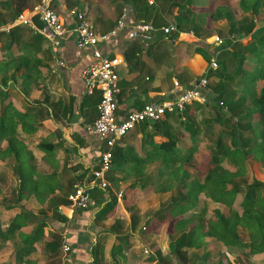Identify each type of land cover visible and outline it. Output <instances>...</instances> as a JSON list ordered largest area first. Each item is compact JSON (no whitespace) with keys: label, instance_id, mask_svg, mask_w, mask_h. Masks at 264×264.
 <instances>
[{"label":"trees","instance_id":"obj_1","mask_svg":"<svg viewBox=\"0 0 264 264\" xmlns=\"http://www.w3.org/2000/svg\"><path fill=\"white\" fill-rule=\"evenodd\" d=\"M1 1L9 3V7L7 17L0 18V26L12 22L25 8L40 2ZM263 2L236 0L233 6L220 2L214 8L210 7L209 13L205 11L213 22L225 20L228 23L227 32L224 29L205 30L204 26L195 23L194 0H123L116 4L119 20L112 24L111 29L118 25L123 8L126 7L125 17L130 23L143 21L160 27L167 24L161 25L162 14L175 12L177 25L190 28L197 38L202 35L223 36L222 44L215 48L203 42L197 43L195 48V53L205 58L206 67L213 56L218 63L217 68L206 72L209 80L207 101L186 106L180 115L167 114L157 122L139 123V146L132 143L135 135L120 138L112 150L111 167L105 174V178L113 182L117 179L116 174H121V180H130L129 188H140L145 194L148 189L163 193L177 189L176 197L153 212L142 228L143 233H151L166 223L171 249L176 255H186L184 248L199 249L206 237L219 246L205 250V257H218V264H233L229 256L243 260L244 253L264 254V180L257 179L253 172L254 164L264 168V25L257 27V22L263 20L259 18ZM35 25L37 29L17 25L10 28L8 33L0 32V35L5 36L7 49H15L9 59L2 61L0 70L11 71L13 81L20 80V92L23 95H27L30 89L44 87L42 71L52 61L51 42L39 31L42 23L35 20ZM169 38L172 40L173 36ZM155 46L151 44L145 47L141 41L131 40L122 52L130 74L139 75L138 65L142 54L147 55ZM23 47L30 48V52H22ZM118 58L121 63L119 55L116 61ZM211 79L214 82L210 83ZM151 80L152 77L148 76L139 90L147 94V84ZM128 85L126 80L119 82L117 99L124 109L129 108L126 103L137 90ZM95 100L98 105L100 98ZM47 101L48 96L44 99V102ZM140 101L144 102L138 97L137 102ZM35 104L37 107H34ZM40 104L32 103L37 117H40ZM201 109H206L207 113L202 120L197 117ZM44 111L49 114V107H44ZM9 115L13 116L11 113ZM17 121L23 123L25 130L30 128L33 132L37 129L33 119L25 121L20 115ZM2 123L3 119L1 131ZM206 135L212 137L209 144ZM56 146L51 140H43L38 142L37 149L50 154ZM17 172L18 197L14 205L21 203L22 210L11 217L5 228L0 221V248L11 242L24 255L29 252L28 249H32L33 242L40 238L45 225V222H38L37 217L24 208L25 203L32 201L44 207L50 192L60 186L53 184L56 182L55 171L43 174L28 161L19 162ZM153 177L155 181L150 180ZM242 184H245V191L237 201ZM74 189V183L69 184L66 196L59 198L60 201L68 203L67 196ZM113 201L112 197L106 207L99 209L97 217H104ZM210 202L221 207L208 209L207 203ZM15 206L9 205L8 208ZM46 208H49V204ZM42 210L45 212V207ZM28 220L37 223L32 231L26 233L22 227L27 225ZM132 221L134 225L135 219L132 218ZM241 228L247 233L245 242L239 233ZM61 244V234L51 232V241L46 244L48 249L56 251ZM216 247H222L224 251ZM27 264L32 263L27 261Z\"/></svg>","mask_w":264,"mask_h":264},{"label":"crops","instance_id":"obj_2","mask_svg":"<svg viewBox=\"0 0 264 264\" xmlns=\"http://www.w3.org/2000/svg\"><path fill=\"white\" fill-rule=\"evenodd\" d=\"M49 1L51 7L63 18L65 32L60 39L59 46L55 48L56 51L51 48L52 61L42 71L45 77L44 87L36 90L30 89L27 95H23L20 92V80L13 81L10 77L11 71L0 70V123L3 119V129L0 130V199L8 198L2 196L5 192L4 184L6 185L3 181L11 177L14 182L11 193L14 192L15 199L18 197L19 177L17 166L19 162L23 161L35 164L37 170L43 174L55 171L57 174L56 182H53V184L59 185L60 189L50 192L48 201H45L44 204L45 212L42 210L44 207L41 203L32 201L25 203L24 208L30 210L37 217L38 222H45L42 234L39 239L33 242L32 249H28L29 252L24 255L20 254L11 242L4 244L0 248V253L6 251L7 254L3 257L2 263L27 264L28 261L32 264H218V257H205V250L209 251L215 245L219 246L207 237L205 243L199 249L184 248L183 251H186V255H176L171 249V239L166 223L162 224L158 231L143 233L142 228L152 215H147L142 220L138 214V216H135V224L133 225L130 213L134 210L135 197L137 196L135 191L140 190L141 194L145 193H142L143 191L140 188L131 189L128 186L129 190L126 187L117 190L118 184L116 182L121 183V174H116L117 179L114 182L107 179L109 182L107 188L95 186L91 189L89 191V207L86 209L76 208L71 206L69 202L62 203L60 201L59 198L66 196V187L69 184L74 183L75 187L78 184H88L90 181L95 180L94 172L100 165V154L103 149L101 141L88 129L98 115V105H96L95 99L100 98L98 91L92 95L87 93L83 80V71L92 59L91 49L76 46L73 31L76 19L70 16L69 13L72 10H77L83 13L86 22L96 32H110L114 30L111 29V24L119 20V8L116 7V4L121 1L98 0V6L91 4L90 0ZM204 1L206 0H201L199 3L194 2L195 23L204 26L205 30L211 28L219 31L224 29L223 25L228 27L225 20L216 22L209 20L207 13H209L210 7L214 8L220 2L233 6L236 0H216L214 5H209L207 1L206 3ZM8 7L9 3L0 0L1 19L7 17ZM166 14H162V17ZM202 15L206 20V22L204 20L205 25H201L199 22V17ZM259 16L264 21V2L260 8ZM127 18H123L125 28L110 38L109 42L102 48L104 52L110 50L111 55L117 54L122 57L123 50L131 42L128 33L138 23L127 22ZM14 22L15 20L2 24L0 32L8 33L10 28L17 26L13 25ZM168 23L177 25L175 12L174 18ZM19 26L30 27L22 24H19ZM7 27L9 29H5ZM257 27L260 26L257 25ZM179 31L181 34L177 35L175 33V38L169 41L173 47L179 45L182 41H189L196 48L197 43H206V39L209 38L205 35L197 38L193 31L187 29L185 25L182 28L179 27ZM182 34L185 36L181 37ZM237 36L236 34L235 37ZM168 40L167 36L158 31L152 42L142 43L145 47L151 44H156V46L147 55L142 54L141 62L138 65L140 67L139 75L130 74L128 66L124 62L119 65H122L121 67L124 70L123 75L119 74L120 81H128V87L133 86V88L139 90L140 86L145 84L143 81L138 83V78L142 75L141 72H148L144 79L148 80V76L152 77L151 82L147 84V94L140 97L138 94H134L133 96H136V98L127 107L138 109L151 99L161 98L158 88L165 86L166 83L168 84L167 77L172 71V87H175V82L179 87L186 86L178 76L179 71L177 72L179 67L180 70H187V68L181 66L187 61L186 56L180 53L170 55V53L162 52V48L158 46H166ZM242 40L246 41L245 38H242ZM206 44L212 46L210 43ZM30 50L26 47L21 49L22 52H30ZM14 51V47L7 49L5 36L0 35V68L3 66L2 61L9 59ZM59 61H62L63 65H60ZM161 90L165 94L170 91V89L168 92L166 89ZM46 96H48V101L44 102ZM145 96L149 100L137 102L138 97L143 100ZM37 102L41 103L38 105V108L41 109V112H39L40 117L36 116L37 111L34 109L37 104L34 107L32 105V103ZM44 107H49V114L44 111ZM129 108L124 109V106L119 104L121 114L129 111ZM10 113L13 114L12 117L9 116ZM20 115L25 121L33 119L37 123V129L33 132L30 128L25 130L23 123L17 121ZM140 134H136L137 139L139 136V141ZM43 140H51L57 144L52 149V153L48 154L45 150L37 149L38 142ZM253 172L257 179L264 180V178L257 176L258 173L264 172V168L254 164ZM119 193H121L120 198H118ZM112 197L114 201L108 206L107 214L104 217H97L99 209L106 207L107 202ZM1 200L0 221L5 228L11 217L20 212L22 208L21 203L15 206V201L6 203ZM48 204L49 208H46ZM9 205L15 207L8 208ZM134 215L136 214L133 213L132 216ZM36 223L35 220H28L27 225L23 226L22 230L29 233L36 226ZM54 231L61 234L63 241V244L56 251H53L52 248L48 249L46 245L51 241V232ZM162 231L163 233H161ZM239 233L243 242L247 241L245 229L241 228ZM216 248L222 252L224 251L222 247ZM242 257L243 260L237 259L235 256H229V259L233 264H264V254L261 253H244Z\"/></svg>","mask_w":264,"mask_h":264},{"label":"built area","instance_id":"obj_3","mask_svg":"<svg viewBox=\"0 0 264 264\" xmlns=\"http://www.w3.org/2000/svg\"><path fill=\"white\" fill-rule=\"evenodd\" d=\"M126 13L127 8L124 7L118 25L114 30L105 33L96 32L86 22L83 13L77 10H72L69 13L70 16L76 19V24L73 28L76 46L78 48L91 49L92 59L83 71V80L87 93L92 95L98 91L100 101L98 104V115L88 129L101 141V147L103 148L100 154L99 169L94 172L95 180L98 179V181L92 180L88 184H78L67 196L70 205L76 208L86 209L89 207V191L95 186L105 188L109 185L105 174L111 167L112 150L118 140L128 135L139 123L157 122L162 120L167 114L180 115L186 106L194 102L205 103L207 101L206 92L209 83L206 72L208 69L217 68L218 65L216 57L213 56L205 74L195 79L188 86L179 87L177 82H175V87L166 94L161 93V98L151 99L141 109L129 110L121 114L117 99V95L120 92L118 66L124 62V58L120 64H117L116 57L118 55H111L110 50L104 52L102 48L112 36H115L117 32L125 28L126 25L123 22V18H125ZM35 20L42 23V28L39 31L50 40L52 50L56 51L55 48L59 46L60 39L64 35L65 25L63 18L51 7L49 0H40L35 6L23 10L15 18L13 25L22 24L37 29ZM158 31L162 35L167 36V38L174 36L175 33L177 35L181 34L179 27L175 23L157 27L151 23L140 21L130 30L128 38L130 40H139L142 43H150ZM212 38V43L215 45H220L223 42L222 37L218 35H213ZM59 64L63 65V62L59 61ZM120 197L121 193L118 194V198Z\"/></svg>","mask_w":264,"mask_h":264},{"label":"rangeland","instance_id":"obj_4","mask_svg":"<svg viewBox=\"0 0 264 264\" xmlns=\"http://www.w3.org/2000/svg\"><path fill=\"white\" fill-rule=\"evenodd\" d=\"M99 1L98 0H90V3L91 4H95L96 6H98V2ZM200 1L201 0H194L195 3H199ZM206 1H207V3L209 5H211V4L214 5L215 2H216V0H206ZM206 1H204V2L206 3ZM30 7H32V6H29L27 8H30ZM27 8H25V9H27ZM172 18H174V14H166V15H164L163 16V22L161 23V25L162 24H166L168 22H171ZM259 18H260V16H259ZM204 20L205 19H204L203 15L201 17H199V22L201 23V25L204 24ZM111 26H112V24H111ZM223 27H224V31L227 32L228 27H226L225 25H223ZM187 29H190V28H187ZM219 36L223 38V36H221V35H219ZM212 37H209L208 39H206V43H210L212 45V48H215L216 45L212 43V41H213ZM198 38H200V36ZM169 41H170V39L168 40V42H166V46L165 45H158V46H160L162 48V50H163L162 52L170 53V55L171 54H175V53H180V54H183V55L186 56V60L187 61L184 64H182L181 66H182V68H187V70L188 69L189 70L188 71L186 69L180 70L179 69L180 67H179L177 69V72L179 71L178 76H179V78H181L182 83H184L186 86H188L190 84V82L192 83L195 79H197L199 77H202L205 74V70L207 68L206 64H205L206 60H205L204 57H201L199 54L195 53V46L192 44V42H189V41L188 42H183L182 41V42L179 43V45L173 47L172 44L169 43ZM118 61H119V58L116 61V63L120 64ZM121 66L118 67V71H119L120 75H123L124 74V70H123V68ZM172 72H170L168 74V77H167V79H168L167 81H169L168 84L166 83L165 86L163 85V86L160 87L161 89H166L167 92L169 91V89L171 90L173 88L172 87L173 86V81H171V73ZM141 73H142V75H141V77L138 78L139 79L138 83H140L141 81H143V82L147 81V79H144V78L148 75L147 74L148 72L144 71V72H141ZM213 80L214 79H211L210 83L214 82ZM160 88H158L159 89L158 92L164 93V91L161 90ZM145 93L141 92L140 90H136V94H138L139 97L144 95ZM147 100H149V98L147 96H145L143 101L145 102ZM129 109H130V111L131 110H136V108L135 109L134 108H132V109L129 108ZM206 116H207L206 109H204V110L201 109L200 111L197 112L198 119L202 120ZM8 119H10V118L8 117ZM203 132H204V130H203ZM136 134H138L137 126L133 130H131L130 133H128V135H126V136L135 135V137H136L137 136ZM211 138L212 137L210 135H206V140H207L208 144L211 142L210 141ZM133 143H134V145L136 147L139 146V136H138V139L136 137V140ZM203 151L206 152V150H203ZM189 170H190L191 173H193L192 169H189ZM257 176L259 178L263 179L264 178V172L258 173ZM154 179L155 178L153 177L150 180H154ZM118 182L119 181L116 182L118 184L117 190H119V188L120 189L121 188L124 189V187H126L128 189L129 184H130V180H122L120 184ZM248 182H250V181H248ZM3 183H6V185L4 184L5 192L3 193L2 196L3 197L6 196L8 198L2 199V200L4 202H6V203L7 202H13L15 200V195H13L14 192L11 193V191H13V185H14L13 178L12 177L10 179L6 178V180L3 181ZM5 187H6V189H5ZM244 191H245V184H242V187L240 188V192L241 193H240L237 201H239L241 199L242 195L244 194ZM135 192H136L137 196L135 197L136 200H135L134 210L131 211L130 217L135 219V216H138V214H139V217L141 216L142 220L145 219V217L147 215H149V216L152 215L153 212H155L157 209L166 206L167 203L170 200L172 201L177 195V189L176 188L174 190H172L171 192H168V193L154 192V191H151L150 189L147 190L146 194H141L140 190H136ZM217 206L220 207V204L207 203L208 209H211V208L217 207ZM133 213H135L136 215L132 216ZM161 233H163V231ZM6 254H7L6 251L0 253L1 264H4V263H2V260H3V257Z\"/></svg>","mask_w":264,"mask_h":264},{"label":"water","instance_id":"obj_5","mask_svg":"<svg viewBox=\"0 0 264 264\" xmlns=\"http://www.w3.org/2000/svg\"><path fill=\"white\" fill-rule=\"evenodd\" d=\"M262 24H264V21H259L257 23L258 26H261ZM136 98V96H133L127 103V106H130L132 104V102L134 101V99Z\"/></svg>","mask_w":264,"mask_h":264},{"label":"bare ground","instance_id":"obj_6","mask_svg":"<svg viewBox=\"0 0 264 264\" xmlns=\"http://www.w3.org/2000/svg\"><path fill=\"white\" fill-rule=\"evenodd\" d=\"M184 36H185V35H183V34L181 35V37H184Z\"/></svg>","mask_w":264,"mask_h":264}]
</instances>
